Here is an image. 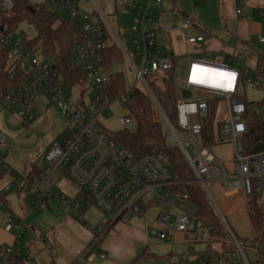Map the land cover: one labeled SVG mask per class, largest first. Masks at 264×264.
<instances>
[{"label":"built area","instance_id":"1","mask_svg":"<svg viewBox=\"0 0 264 264\" xmlns=\"http://www.w3.org/2000/svg\"><path fill=\"white\" fill-rule=\"evenodd\" d=\"M49 1L51 9L65 14V17L73 20L82 30V40L70 46L68 57L84 74L86 81L84 89L96 90L94 104L98 113L88 114L83 101H78L75 109L70 108L67 104L65 83L52 63L43 61L38 54L30 52L23 35L17 36L13 31H6L0 26V47L6 49L9 61L28 75V81L13 95L5 98V105L26 124L35 118L38 107L41 115H50L51 106L54 104L60 108L61 114L68 118V132L64 141L55 143L45 154V175L29 185L35 191L37 187L42 191V194L37 196L38 200L32 203V207L43 211L47 208V200L54 199L67 205L71 215L83 224H86L83 216L86 207L96 204L102 209L104 220L95 225H87L92 231V241L85 249L77 252L74 264H86L96 254L101 258L106 257L99 249L103 238L116 223L127 221V214L141 215L151 201L168 207V210L160 211L156 216L160 239H166L173 232H181L186 235L189 242L205 241L211 244L213 240L211 227L195 213H188L185 209H181L179 214L172 212L179 207L182 200L189 198L186 193L171 190L177 182L169 166L154 154L141 155L118 145L107 136L112 130H106L99 123L101 115L105 113L110 115L107 110L111 105L126 106L128 101L127 94L117 96L114 101L108 97L110 71L105 67L103 51L105 45L111 42L107 29L109 28L113 34L114 31L102 11L97 6L100 15L87 11L81 6L82 0ZM163 1L124 0L123 5L133 15L131 30L141 60L139 65L132 60L131 62L136 79L143 84V90L154 98L148 82L150 78L164 71L174 72L178 94L176 103L178 126H175L164 113L166 117L162 118L167 128L166 140L168 143V138L175 140L174 144L181 148L194 170L197 181L206 191L209 190L206 184L208 180H219L227 190H241L247 196L255 195L258 201L264 204V148L259 151H248L244 141V134L249 127L244 87L249 84L264 92V74L247 68L244 61L248 54L244 51L222 61L188 57L190 53L187 51H178L176 46L185 44L200 49L210 37V33L201 30L198 35H186V32L195 25L192 15L184 16L175 28L165 26L160 9ZM256 1L262 7L259 41L264 43V0ZM13 7L12 0H2L0 3V8L4 12L11 11ZM237 13H242V10L238 9ZM174 32L176 34L173 35ZM117 45L124 54H127L119 40ZM183 59L189 61V66L185 79L180 81L177 75ZM205 69L216 70L222 75L211 78L205 73ZM77 87L75 85L67 88L73 90ZM134 88L137 87L128 86V91ZM183 89L191 90L189 98L183 96ZM210 100H219L225 105L222 117L218 116L221 113L220 107L217 109L216 140L217 144L232 143L233 159L230 168L198 138L209 113ZM253 111L260 112L258 107H254ZM119 122L126 126L133 123V120L126 114L119 118ZM192 135H196L197 138ZM190 145L194 155L188 151ZM10 150L11 145L7 137L0 135V171L9 172L14 177L27 181L28 173L15 169L7 161ZM61 169L66 170L70 178L79 185L78 199L75 197L70 201L60 193L56 184L51 182L49 175ZM12 186L10 183L5 189L10 190ZM32 207H28V210H32ZM7 229H15L16 232L13 245L0 252V264H10V257L20 254L24 222L18 219L9 223ZM231 233L238 249V256L210 252L208 257L196 256L197 262L208 264L207 258H211L209 264H249L239 241L233 232ZM193 254L191 250L182 253L181 263L190 264L189 260Z\"/></svg>","mask_w":264,"mask_h":264},{"label":"trees","instance_id":"2","mask_svg":"<svg viewBox=\"0 0 264 264\" xmlns=\"http://www.w3.org/2000/svg\"><path fill=\"white\" fill-rule=\"evenodd\" d=\"M2 0H0L1 3ZM14 7L9 12L0 8V23L6 31H15L23 21L36 25L37 34L25 39L30 52L38 54L41 60L52 63L60 73L67 87L84 84V74L73 65L68 57L72 44L82 40V30L78 24L68 17L60 18L44 5H33L29 0H12ZM190 15V14H189ZM24 37V33H23ZM106 69L123 59L124 53L116 42H108L103 51ZM110 71V70H109ZM256 71L264 74V54L258 58ZM110 92L108 97L114 101L117 96L127 94V116L133 120L130 127H121L107 133L118 145L126 147L138 154H154L169 166L177 184L171 188L174 192L186 193L195 205V214L211 227L212 243L221 245L219 250L212 249L214 254L230 253L238 256V249L229 228L224 223L207 191L197 181L193 168L177 145H170L166 140L167 128L157 103L170 121L177 123V89L172 70L158 73L150 78L149 86L154 98L141 88L128 91L125 76L121 71L110 72ZM28 81V75L8 59L6 49L0 47V100L4 103L8 95H13L18 88ZM219 100L209 101V113L205 119L202 132L198 135L204 146L212 147L216 140V115ZM247 106L246 118L248 131L244 134L248 151H259L264 148V101H250L245 97ZM5 104V103H4ZM258 107L260 112L253 111ZM3 172L0 171V178ZM45 175V168H34L28 176L39 181ZM248 213L255 234L252 237L234 236L240 243L249 264H264V206L255 195L248 197ZM76 199H78L76 197ZM154 253L141 251L136 260L154 258ZM212 261L207 258V263ZM10 264H30L28 259L13 255Z\"/></svg>","mask_w":264,"mask_h":264},{"label":"crops","instance_id":"3","mask_svg":"<svg viewBox=\"0 0 264 264\" xmlns=\"http://www.w3.org/2000/svg\"><path fill=\"white\" fill-rule=\"evenodd\" d=\"M195 2L196 0H164L160 7L161 12L163 13V24L175 28L177 23L184 16L189 14L193 16L194 14H192L193 12H190V9L193 8ZM205 2L212 6L210 7L211 12H208L206 9V13L203 14V20L206 24H209L210 27H212V30H209V28L201 22V19L198 18L199 16H196L197 18H194L193 16L195 25L186 32V35H198L201 30H205L210 33V37L200 49H197L194 45L185 44L181 46L177 45L176 47L178 51H187L190 53L188 57L190 56L193 58H204L201 57V55L218 54L223 56L224 60H227L231 55L244 51L248 54V61H252L253 63L252 65L247 64V68H249L250 71H256L259 55L264 54V43L259 41V34L261 31V4L256 0H205ZM188 3H191L192 7H190ZM207 3H205L206 7ZM238 9H241L242 13H237ZM217 10L218 15L215 19L214 16L217 14ZM198 23L201 26H199ZM174 34H176V32H174L173 35ZM6 108L8 109V107L0 100V135H5L7 137L11 145L8 157L11 156L13 159H11L12 163H16L17 159L13 156L12 149L14 148V143L18 141L20 135L24 132L23 125L26 123H24L18 116L19 119L15 116H11ZM223 115L220 113L218 116L222 117ZM44 116L48 115H41L38 107L35 117L36 119H34L36 121L32 126L41 123ZM51 141L48 142V148L46 149L47 152L56 143H52ZM219 144L224 145V148L226 149H229L230 147L233 149V145L230 142ZM221 150H223V147H221ZM25 155L26 154H24V156ZM33 161L34 160H27L26 163H22L23 168L21 169L29 173L32 172L35 167L41 169L45 168L37 166ZM2 176L7 177V182L13 184L12 188L17 187L16 181L19 180L21 183L18 186L20 191L23 189L25 190V188H30L29 185L34 182L32 178L33 176H29L27 181L15 178L9 172H3L1 177ZM209 181L213 182V192L209 189L207 193L215 202L216 205H214L217 207L220 216L223 217L222 219L229 230L241 238L254 236L255 230L248 213L249 196L241 190H227L222 181ZM11 189H4V191L8 193ZM77 195L78 193L76 194V197ZM215 199H217V201ZM0 200L4 202L6 207L10 208V200L4 197L1 190ZM57 202L58 201L54 199L47 200V208L45 210L48 208L51 209V207L55 206L53 207V214L57 212L56 215L58 216L54 219V226L47 234H43V236L37 234L38 239L35 238L33 241L28 242L26 240V236L28 235L26 222L23 221L25 226L23 237L25 238L24 243H26V250L24 253L21 248V242L19 255L21 258L28 259L30 264H74L77 252L85 249L92 241V231L87 225H95L97 220H94L89 214L88 209L91 205L83 210L84 221L86 222V224H83L71 215L69 207H65L64 204L62 205L64 207H60ZM20 217L21 215H17L15 219L11 218L7 223L14 222L18 219L22 220ZM246 223L248 226H252L253 234L242 236L244 234L240 235L235 228L244 229ZM13 230L16 232L15 229H7V232H12ZM32 230L35 232L34 228H32ZM15 232L13 233L14 237ZM107 235L108 236L103 238L100 245L101 247L99 248L105 253L106 257L101 258L96 254L93 258L89 259L86 264H131L137 261L136 258L138 254L143 250H147L156 255V257L150 259H161L165 263L171 262L172 264H182L180 255L185 251L191 250L194 254L193 257H190V264H199L196 256L208 257L210 256L212 249L219 250L221 248V245L219 244H207L206 246L204 244H190L193 242H189L184 233L173 232L166 239L161 240H169L171 244L179 246L180 249L176 253L168 249L163 252L156 250L154 252L150 248L145 233L131 227L128 220L116 223ZM24 243L22 244V247ZM2 251L1 247L0 252ZM231 255L236 257L233 253Z\"/></svg>","mask_w":264,"mask_h":264},{"label":"rangeland","instance_id":"4","mask_svg":"<svg viewBox=\"0 0 264 264\" xmlns=\"http://www.w3.org/2000/svg\"><path fill=\"white\" fill-rule=\"evenodd\" d=\"M31 4L38 6H45L48 10L55 13L58 17L63 18L65 14L59 13L50 7L49 0H29ZM124 0H82L81 6L90 12H96L97 15H100V11H102L103 16L107 19L110 27L114 31V34L108 28L109 36L111 41H114L118 44V40L122 43L124 48L127 51V54H124L123 59L119 62L114 63L110 67V72L121 71L126 80L127 86H136L137 88L143 89V84L141 81L136 79L135 69L131 62V60L139 65L140 64V56L137 53L136 45L133 41V33L131 30V23L133 20V15L124 8L123 5ZM205 0H196L190 12H193L194 18H200L201 22L212 30L209 24H206L203 20V14L207 11L211 12L210 7L211 4L207 3V7L205 5ZM190 7H192L191 3H188ZM96 6L100 9V11L96 8ZM115 8V9H114ZM194 9V10H193ZM217 14L214 16L217 18ZM197 16V17H196ZM1 22V21H0ZM199 26H201L198 23ZM1 26V23H0ZM17 36H21L24 33L23 39H30L37 34L36 25L32 24L30 21H23L20 23L19 27L14 31ZM208 60L213 61H222L224 60L223 56L218 54L211 55H201ZM244 64H253L252 61H248L246 59ZM189 66V61L183 59L180 63V70L177 75V78L181 81L184 80L187 74V69ZM243 66V65H242ZM86 82L84 84H77V88L71 90L68 89L65 85V90L67 91V104L70 108L75 109L78 101H83V106L85 107L88 114H96L98 113V109L95 107L94 99L96 97V90L85 88ZM244 96L250 101H263L264 93L262 90L253 88L249 84L244 87ZM221 109V114L224 112V104H219ZM7 109V108H6ZM10 112L11 116L17 115L11 111V109H7ZM110 115L103 114L100 116L99 123H101L102 127H105L106 130H115L121 126L130 127L133 123L124 126L119 122V118L126 115L128 113V109L125 105L113 104L108 110ZM36 117V115H35ZM19 119V118H18ZM36 119V118H34ZM33 119V120H34ZM31 121L28 124L23 125L24 132L20 135L18 141L14 143V148L12 149L13 156L16 157V163H12V157H8L7 161L17 170L23 171L22 163H26L27 160H34L33 162L37 166L46 167L45 154L47 153L48 142L51 141L56 143H61L64 141L66 137V133L68 132V118L65 115L61 114V110L57 105L51 106V113L48 116H44V119L38 125L32 126L36 120ZM32 127V129H31ZM167 134V133H166ZM168 136V135H167ZM194 138H197L196 135H192ZM170 145H175V140L173 138H168ZM223 147V150H221ZM211 151L215 154V156L221 159L227 167L230 168V162L233 159V149L230 147L229 149L224 148L222 144H215L210 147ZM188 151L194 155L192 146L188 147ZM24 154H26L24 156ZM12 159V160H11ZM51 182L56 184V187L66 198L72 201L76 194L79 192V185L73 181L70 176L67 174L66 170H56L52 174L49 175ZM17 178V177H15ZM11 182H7V177L2 176L0 179V190L3 192L4 197L10 200L9 207H6L4 202L0 200V248L5 250L7 247L12 246L14 242V230L12 232H7V226L9 220L11 218H16L17 215H21V219L26 222V230L28 235L26 236V240L28 242L33 241L37 238V234L43 236V234H47L48 231L54 226L55 218L57 212L53 214V207L48 208L45 211H41L32 207V203L37 201V195H41L42 191L40 187H37V191L31 188H25L22 191L19 190L18 186L21 184L20 181H16L17 187H14L6 193L4 191L6 185H9ZM212 181H207L208 189L213 192L212 189ZM213 198V197H212ZM215 198V197H214ZM141 200V199H140ZM212 200V199H211ZM217 201V199H215ZM215 204V202L212 200ZM60 207L62 203L57 202ZM263 204V203H262ZM216 205V204H215ZM264 205V204H263ZM27 207H32V210H27ZM65 207L68 208L67 205ZM195 205L189 199H184L180 202V205L177 209H174L172 212L174 214H179L181 209H185L188 213H195ZM168 210V207L164 204L151 201L149 206L144 210L141 215H132L127 214V220L131 227L140 230L145 233L147 236V241L149 242L150 248L155 252H163L171 250L173 252H177L180 247L177 245L171 244L169 240H161L158 237V226L156 224V215L160 211ZM89 214L94 220H97L98 224L102 222L105 218V215L100 207L96 204H92L89 209ZM172 213V214H173ZM223 218V217H222ZM32 228H34L35 232H33ZM236 231L242 236H249L253 234L252 226H248L247 223L244 229H237ZM11 233V234H10ZM108 236V235H106ZM38 239V238H37ZM25 238L21 239L22 244L24 243ZM21 244V248L25 253L26 243H24L23 247ZM190 244H204L205 246L208 244L205 241H195ZM24 248V249H23ZM175 257V256H174ZM131 264H172L171 262L165 263L161 259H148V260H137ZM176 264V263H174Z\"/></svg>","mask_w":264,"mask_h":264},{"label":"water","instance_id":"5","mask_svg":"<svg viewBox=\"0 0 264 264\" xmlns=\"http://www.w3.org/2000/svg\"><path fill=\"white\" fill-rule=\"evenodd\" d=\"M182 92H183V96L184 97H188L189 98L191 96V90H189V89H183ZM158 106H159V104H158ZM159 110L161 112L162 117L165 118L166 116H165V114H164V112H163V110L161 109L160 106H159Z\"/></svg>","mask_w":264,"mask_h":264},{"label":"bare ground","instance_id":"6","mask_svg":"<svg viewBox=\"0 0 264 264\" xmlns=\"http://www.w3.org/2000/svg\"><path fill=\"white\" fill-rule=\"evenodd\" d=\"M204 71L205 73H208L209 77L211 78L218 77V75H222L221 72H217L216 70H212V69H205Z\"/></svg>","mask_w":264,"mask_h":264}]
</instances>
